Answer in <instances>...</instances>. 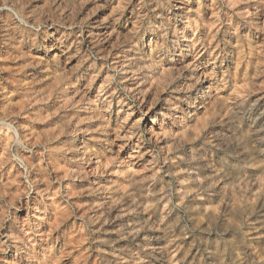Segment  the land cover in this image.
<instances>
[{
    "label": "clouds",
    "instance_id": "1",
    "mask_svg": "<svg viewBox=\"0 0 264 264\" xmlns=\"http://www.w3.org/2000/svg\"><path fill=\"white\" fill-rule=\"evenodd\" d=\"M178 2L193 32L208 26L200 13L210 8L214 30L191 39L184 34L187 29L174 31L160 12L165 5L171 11L173 0H28L23 18L17 2L0 0V12L13 13L23 25L19 36L0 39V61L16 65L7 77L2 73L9 69L0 66V112L6 113L0 123L8 129L3 131L0 159L11 165L7 181L0 176V191L13 192L0 194V264H81L93 250L100 253L99 264H199L198 258L210 254L213 241L204 235L209 228L200 222L206 213L198 202L214 203L213 184L221 173L227 178L226 170L259 166L249 145L240 140L238 122L254 116L250 144H264V124L256 127L264 118V106L257 108L264 96L235 103L232 119L215 121L219 127L190 153L180 154L179 133L170 129L183 127L192 110L202 106L208 92L197 88L202 79L215 77L214 83L227 87L234 76L233 62L237 70L244 66V78L257 91H264L255 83L264 77V0H197L194 15L188 7L192 0ZM169 31H174V41L168 40ZM221 31L224 35L217 40ZM230 47L236 52L230 53ZM205 52L209 57L202 60ZM173 58L183 67L166 77L164 65ZM84 64L87 69L77 75ZM189 68L191 75L185 77ZM113 105L118 110L114 114ZM165 139L174 145L172 155L160 145ZM125 148L130 152L121 157ZM20 150L28 155L22 157ZM237 155L244 158L237 160ZM149 156L143 170L151 175L137 180V164ZM173 160L180 163L165 170ZM33 170L36 179L31 178ZM182 174H187L184 179ZM92 176L107 179L76 188V180ZM157 178L164 192L149 193L151 200L139 188L128 191ZM174 185L181 187L177 191ZM81 195L99 202L81 204ZM253 197L235 207L229 196L221 219L225 231L238 230L245 238L254 234L252 240L264 241V204L254 207ZM67 218L72 222L58 231ZM215 220L208 216L209 224ZM109 223L110 230L105 228ZM82 243L87 247L74 255ZM237 247L252 256L248 247ZM193 248L196 255L189 260Z\"/></svg>",
    "mask_w": 264,
    "mask_h": 264
},
{
    "label": "rangeland",
    "instance_id": "2",
    "mask_svg": "<svg viewBox=\"0 0 264 264\" xmlns=\"http://www.w3.org/2000/svg\"><path fill=\"white\" fill-rule=\"evenodd\" d=\"M14 2L18 3V7L23 9L21 13V18H23L27 12L28 8L26 7L28 0H14ZM211 0H206V4L210 3ZM173 4L175 7L172 8L171 11H167L166 9L170 6L165 5L163 8L160 9V12L168 18L169 22L173 26L174 31H184L187 29L184 34L191 39L192 35H196L201 38L207 37L208 33L213 31L216 27L211 22V9L205 7L201 9V16H203L205 24L208 25L207 27H200L198 32H193L192 28L187 27L188 24V17L185 15L184 8L182 3H179L178 0H173ZM190 9L193 10V15L195 14V9L199 7L197 0H192V3L188 6ZM159 23V21H156ZM194 23H199L198 21H194ZM23 28V25L20 24V20L13 13H9L7 11L0 12V39L6 38L8 35L12 36H19L20 29ZM246 29L242 28V31ZM174 31L168 32V40L174 41L175 35ZM224 35L223 31H221L220 35L217 37L219 40ZM163 37V33H160V37L158 38L157 42H161ZM235 42L233 38V43ZM214 46V45H213ZM223 47V45H221ZM228 51L230 53H235L236 50L233 48H229ZM264 55V53H262ZM209 57V52H205L201 59H205ZM191 58H189L190 60ZM234 59V58H233ZM189 61H184V63H188ZM199 64V61H197ZM76 61L72 62V65H75ZM70 65V67H72ZM0 66L6 67L9 71H4L2 75L4 77L9 76L10 69L15 67L12 62H9L7 65H4L2 61H0ZM183 63H178L176 58H173L172 63L165 64L163 71L165 76H169L170 74H174L176 69L182 68ZM232 67L234 69V76L231 80H229L228 85L226 88H221L218 81L214 83V78L209 79H202L200 83L197 85V88H206L208 89L207 97L202 102V106L194 108L192 112L189 114L188 122L184 124L183 127H174L171 128L170 131L172 133H179V141H180V149L179 152L181 155L185 153H190V151L200 145L205 136L208 135L210 131L214 128L219 127L215 124V121L221 120V123L224 124L232 119L234 114V107L233 105L238 101L242 100H255L258 96H264V91H257V88L253 86V83L250 80H246L244 78V66H240L239 69H236V65L233 62ZM87 69V64H84L76 69V74L79 75L80 73L84 72ZM31 71V69L29 70ZM191 69L189 68L187 71L184 72V76H190ZM222 75V74H221ZM252 75V70L249 69V76ZM183 80V77H181ZM176 83H180V81H176ZM257 87L264 88V77H259L255 81ZM196 89H193L195 92ZM14 100L18 99V97H14ZM264 106V100L260 102V105H257V108ZM118 110L115 105H113V114L116 113ZM6 113L0 112V117H4ZM135 119V117H133ZM252 119L245 117L238 122L239 127L243 131V135L240 136V140L242 144L249 145L251 154L256 157V161L258 162L259 166L254 165L252 168H248L246 170H242L240 165H237L235 168L227 171V178H223L224 174L221 173V177L218 179L217 183L213 184L212 192L216 193L217 195L214 196V203H208L205 200H201L198 203L203 206V210L206 215L200 217V222L202 225L207 226L209 231L205 233V236L211 237L213 243L209 246V255L204 257L202 260L198 258L199 264H264V249H262L261 245L264 244L262 240H252L250 237L245 238L242 233L238 230H228L225 231V222L221 219L224 215V207L228 203V198L231 196L232 204L235 207H241L244 202L249 198L253 197V193H255L254 198V207H258L261 204H264V154H257L259 149H264V144L256 145L255 148H252L250 142L254 140V132L255 129L251 127ZM97 124L99 122H96ZM131 123V121H129ZM147 123V120H145ZM9 124H11V120H9ZM261 124H264V118L261 121L256 123V127L258 128ZM93 127L96 124L92 125ZM113 126H115V116L113 115ZM3 131H8L5 128L3 123H0V144L3 142ZM264 135V133H261ZM70 139L68 137H61V141ZM115 139V137H113ZM61 141H57L59 144ZM123 141H117V144H121ZM161 147H167L169 155L173 154L174 145L170 144L168 139L160 141ZM219 147V145H218ZM117 149L114 147L113 151ZM130 152V148H125L121 151V157L127 155ZM22 157L28 155L20 150L19 153ZM249 153H245L244 155H248ZM244 157L237 155L235 159L242 160ZM133 161L137 159V157H131ZM151 157H145L144 160H141L139 164H137L136 172H137V180H140L141 177H146L151 175L150 172H146L143 170V165L146 161L150 160ZM207 159V157H205ZM35 163V158L32 161ZM180 161L173 160L171 165H165V170L169 167L175 168L176 164H179ZM63 164V161H61ZM95 163H93L92 167H95ZM184 165L181 164V168ZM11 169V165L5 166L3 160L0 159V176H3L5 182L9 176V170ZM75 166H73V169ZM87 170V169H85ZM108 170H111V166H108ZM246 173V175H245ZM15 170L11 172V175L15 176ZM164 172L160 173V176H163ZM187 174H182L180 179H184ZM195 173H193L191 178L195 177ZM38 177V173L33 170L31 178L36 179ZM107 177L101 178L99 176H92L89 180L80 181L76 180L74 182L76 188L78 190H83L85 188L91 187L96 181L104 183ZM113 179H116L113 177ZM65 183H70V180H66ZM16 185H19V180L15 181ZM149 185L151 187L149 188ZM59 187L58 185L54 186V189ZM180 185H174V190H179ZM139 188L141 190L140 194H143L149 200L153 197L149 195V193H157L160 192L163 194L164 189L163 186L157 178L155 182L150 180H143V182L137 185L135 188H129L128 191L135 192L136 189ZM147 190V191H144ZM2 195H12L13 192H3L0 191ZM17 198H20V193H14ZM243 197V198H242ZM81 204L87 205L91 203H98L99 200L95 196H87L81 195L77 198ZM191 200V196L186 197V203ZM123 203V202H122ZM179 209H177V212ZM197 212L200 211V208L196 209ZM116 213L113 212V215ZM177 213H172V217H174ZM208 216H214L216 218L212 224L208 222ZM172 217H169L171 219ZM125 220H129L131 218L125 217ZM252 220L256 219L255 213H253ZM72 222L71 218H67L64 221L63 225H60L58 231H62L65 226ZM117 224L121 223V221L117 220ZM106 229H112L113 225L111 223L105 225ZM215 228V231H213ZM217 233H222L223 236L218 237ZM191 240V237L186 238V243ZM226 244L227 250L225 251ZM243 244L245 247H248L252 252V256L248 257L239 247L238 245ZM217 246L220 249V252H217ZM78 251L74 253V255H78L83 248L87 247V243H82L76 245ZM212 253H215L213 255ZM182 254V253H181ZM8 257L12 256V252H8L6 254ZM100 253L95 252L94 250L91 251L86 261H81V264H99L97 260V256ZM196 255V249L193 248L189 254L188 259L191 260L192 257ZM179 259V257H177ZM187 264V262H186Z\"/></svg>",
    "mask_w": 264,
    "mask_h": 264
}]
</instances>
